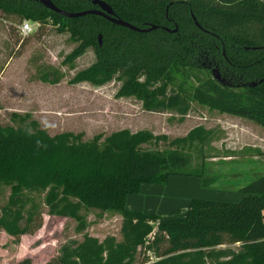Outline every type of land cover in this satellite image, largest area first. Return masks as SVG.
<instances>
[{"label": "trees", "instance_id": "16d2710c", "mask_svg": "<svg viewBox=\"0 0 264 264\" xmlns=\"http://www.w3.org/2000/svg\"><path fill=\"white\" fill-rule=\"evenodd\" d=\"M51 1L70 12L94 8L88 0ZM104 1L125 22L157 28L140 33L95 14L68 18L37 0H0V10L6 17L16 16L20 24L31 20L41 26L51 18L58 32L78 44L65 59L71 68L87 48L95 51V62L80 69L72 84L100 86L117 80L116 97H133L145 111H170L181 119L190 97L264 130V0ZM205 57L231 86L202 78L188 98L170 87L171 71L186 76L198 67L206 71L197 64ZM41 74L43 82L52 84L62 78L54 68ZM29 127L0 126V191H10L0 204L1 230L17 240L32 235L42 227L44 213L73 219L76 233L89 226L88 210H113L122 218L120 240L107 236L99 241L83 234L81 242L62 245L52 264H134L136 258V264H264V175L241 187L238 200L191 198L185 209L170 211L167 218L127 208L128 196L138 194L144 184L166 186L171 177L201 178L203 165L189 170L188 151L203 150L212 138L209 129L198 125L169 139L149 129L122 128L84 141L82 134L71 132L49 135L35 121ZM160 141L169 148H141ZM148 252L157 259L149 262Z\"/></svg>", "mask_w": 264, "mask_h": 264}, {"label": "rangeland", "instance_id": "374dc122", "mask_svg": "<svg viewBox=\"0 0 264 264\" xmlns=\"http://www.w3.org/2000/svg\"><path fill=\"white\" fill-rule=\"evenodd\" d=\"M15 17H6L0 10V126L29 129V123L35 121L49 135L71 132L82 134L84 141L122 128L149 129L156 135L167 134L169 139L184 136L198 125L212 131L211 141L202 151H188L192 158L189 170L203 165L201 178L171 177L166 186L144 184L137 195L127 198V202L138 199L143 204L132 209L127 206L128 209L167 218L170 211L185 209L191 198L238 200L241 187L264 175V130L255 122L211 111L190 97L189 110L182 119L170 111H145L138 99L115 96L120 86L117 80L100 86L86 82L72 84L70 79L80 69L95 62V51L87 48L73 60L74 68H71L65 59L78 44L69 34L58 32L49 17L41 26L28 20L31 30L23 34ZM95 39L102 43V34L98 33ZM197 64L208 65L203 60ZM52 68L60 71L62 78L54 84L43 82L42 71ZM199 69L189 71V76L171 71L170 87L182 91L188 98L202 78L211 77L210 71ZM141 148L165 150L169 147L160 141ZM9 192V188L1 189L0 204L6 201ZM86 219L90 224L83 233L75 232L73 219L45 213L42 227L18 240L0 229V264H16L24 259H29L31 264H52L62 245L81 242L83 234L99 241L107 236H113L116 241L122 238L119 232L122 218L118 212L88 210ZM138 262L136 258L134 264Z\"/></svg>", "mask_w": 264, "mask_h": 264}, {"label": "water", "instance_id": "95a60500", "mask_svg": "<svg viewBox=\"0 0 264 264\" xmlns=\"http://www.w3.org/2000/svg\"><path fill=\"white\" fill-rule=\"evenodd\" d=\"M40 2V4H42V6L46 7L47 9H49L50 11L58 14V15H62L64 17H68V18H77L79 16H83V15H87V14H91V15H98L103 17L104 19H106L107 21H109L110 23L112 22L115 25L118 26H122L124 28H129L133 31L136 32H140V33H145L146 31H149L151 29H156L157 26L154 24H149V26H146L145 28H139L131 23H127L124 20H122L121 18L117 17L114 15L112 7H110L104 0H88L91 2V5L94 7L92 9H87V10H81V11H77V12H70V11H66L63 10L61 8H58L51 0H37ZM192 19L194 21V24L200 28L201 26L199 25V23L197 22L196 18L192 15ZM164 28V27H163ZM166 31H170V32H176V28L173 29H167L164 28ZM101 38V35H99V39ZM101 43L99 42V45ZM213 79L217 80L219 83H221L222 85L224 84V80L220 77L217 68H213V70H211ZM263 80H260L259 82H262ZM255 82H252L251 85H255Z\"/></svg>", "mask_w": 264, "mask_h": 264}, {"label": "built area", "instance_id": "2783aa9c", "mask_svg": "<svg viewBox=\"0 0 264 264\" xmlns=\"http://www.w3.org/2000/svg\"><path fill=\"white\" fill-rule=\"evenodd\" d=\"M21 26V32L23 34H27V32H29L31 30V23L28 20H24L22 21V23L20 24ZM147 256L149 258V262L156 260L157 258L154 257L152 252H148Z\"/></svg>", "mask_w": 264, "mask_h": 264}, {"label": "flooded vegetation", "instance_id": "af4514ba", "mask_svg": "<svg viewBox=\"0 0 264 264\" xmlns=\"http://www.w3.org/2000/svg\"><path fill=\"white\" fill-rule=\"evenodd\" d=\"M203 61H204L205 63L208 64V65H203V64H202L203 67H205L208 71H210V73H211V70H213V68H217L220 77L224 80V84H225L226 86H231V83H228V80H226V79L222 76V74H221V72H220V70H219V68H218L217 65H213V64L211 63V61H208L207 57H205V60H203ZM213 66H214V67H213ZM211 77H212V79H213L212 73H211ZM213 80H215V79H213ZM251 83H252V82H251Z\"/></svg>", "mask_w": 264, "mask_h": 264}, {"label": "crops", "instance_id": "0c3cea01", "mask_svg": "<svg viewBox=\"0 0 264 264\" xmlns=\"http://www.w3.org/2000/svg\"><path fill=\"white\" fill-rule=\"evenodd\" d=\"M167 185V184H166ZM137 195V194H136ZM141 204H143V202L141 201V200H138V199H133L132 201H130V202H127V206H128V208L131 206V209L133 208V207H136V208H138V207H140V205ZM131 209H129V210H131ZM262 213H264V211L262 212Z\"/></svg>", "mask_w": 264, "mask_h": 264}]
</instances>
